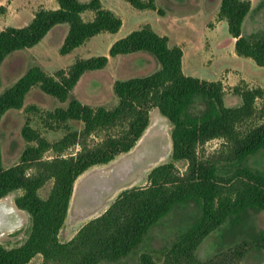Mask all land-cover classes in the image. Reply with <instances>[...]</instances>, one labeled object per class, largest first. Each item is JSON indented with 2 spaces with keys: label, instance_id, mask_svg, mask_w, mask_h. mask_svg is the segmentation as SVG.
<instances>
[{
  "label": "trees",
  "instance_id": "trees-1",
  "mask_svg": "<svg viewBox=\"0 0 264 264\" xmlns=\"http://www.w3.org/2000/svg\"><path fill=\"white\" fill-rule=\"evenodd\" d=\"M55 1L56 9H36L27 25L0 30V87L4 60L36 45L54 26L68 24L62 55L101 32L116 33L122 26V19L104 8L100 0ZM125 1L139 10H157L155 0ZM250 9V0H221L217 17L227 21L228 31L235 38L236 55L264 67V37L242 34V23ZM87 10L94 12L90 21L82 18ZM136 52L152 54L160 68L145 76L115 80L116 106L94 107L72 98L67 107L46 112L44 125L54 129L73 120L81 122V129L66 126V133L50 142L25 123L21 135L27 145L20 160L9 167L2 164L0 147V199L21 191L13 202L30 219L21 244L11 248L0 244V264H27L36 255H41L40 264L119 261L142 244L152 227L183 204H192L197 210L188 227L160 260L144 252L139 264H225L232 256L240 257L242 252L237 249L232 253V249L219 251L206 261L196 256L203 239L226 223L223 234L242 236L248 246L264 253V230H247L250 213H264V87L235 86L233 93L241 103L226 106L223 83L185 75L182 48L169 45V38L156 33L149 24L114 41L108 56L77 58L53 74L38 65L30 66L0 93V121L8 110L21 109L34 87L64 102L85 72L104 68L109 57ZM196 98L202 102L198 111L193 110ZM29 108L37 110L34 105ZM152 108L158 109L171 126L170 161L153 167L145 186L121 191L69 241H60L58 234L78 177L132 150L149 126ZM215 139L221 141L219 148L205 155L203 146ZM72 147L78 149L67 153ZM48 151L54 153L50 158L45 157ZM180 161L185 162L183 172L176 166ZM50 180L48 195L41 197L39 190Z\"/></svg>",
  "mask_w": 264,
  "mask_h": 264
},
{
  "label": "rangeland",
  "instance_id": "rangeland-1",
  "mask_svg": "<svg viewBox=\"0 0 264 264\" xmlns=\"http://www.w3.org/2000/svg\"><path fill=\"white\" fill-rule=\"evenodd\" d=\"M53 1L56 4L55 0H0V30L8 26L27 25L36 9L41 6L49 8ZM100 2L122 19L123 25L119 34L126 36L132 30L149 24L156 33L169 36V45L179 44L184 52L183 73L208 81L220 80L225 89L223 100L226 106H238L241 103L240 97L233 93L235 86L264 87V67L258 66L251 58L238 56L234 52L233 37L228 31L227 21L220 20L215 13L218 0H155L156 8L160 12L153 9H136L125 0H100ZM215 25L216 30L212 33L210 28L212 29ZM67 31L68 24L56 25L33 47L19 50L14 53L16 55L8 56L1 66L0 93L10 87L30 66L38 65L46 73L53 74L61 68L66 69L77 58L108 56L109 47L114 42L109 45L115 36L114 33L102 32L85 41L71 53L62 55L60 48ZM242 34L247 38L264 37V0L252 2V7L242 23ZM133 55L135 57L121 55L112 58L110 64L104 68L85 72L81 81L64 102L34 87L26 96L23 107L8 110L0 121L3 166H12L20 160V155L27 145L21 135V129L25 123L37 130L48 141L55 142L66 133V126L71 130H79L82 124L79 121L70 120L57 128L49 129L45 127L43 120L46 112L57 107H67L72 98L94 107L113 108L118 102L112 87L115 80L145 76L160 68L156 58L148 52ZM241 77L244 80L240 79ZM33 105L37 107V110L29 108ZM201 107V99L196 98L193 110L198 111ZM170 129L168 120L160 114L158 109H153L150 113L146 136V138L149 137L147 148L151 156L145 159L140 168L122 173L118 178L119 184L114 186L113 190L111 186L114 182L111 184L110 180H106L103 184V186L106 184L103 190L95 185V179L99 178L98 176H109L124 158L133 156L138 151L133 150L129 155H123L113 163L89 169L77 181L71 207L61 231L63 239L68 232L78 230L81 225L102 213L121 191L131 187L145 186L150 170L170 161ZM220 142L218 139L207 142L203 146L204 154L211 155L219 148ZM77 149L78 147H72L67 153H73ZM53 154L52 151H48L45 157L50 158ZM176 166L183 172L185 162H177ZM28 172L31 173L32 170ZM88 181L91 188L84 190L82 185ZM51 186L52 180L39 190V195L46 197ZM20 193L21 191H16L0 199L12 205L16 211L15 218L5 217L8 221L0 224V244L7 248L18 246L25 240L30 224L27 215L19 211L13 202ZM196 213L197 210L192 204L176 206L149 230L142 244L134 252L119 261L101 264H139V256L144 252L151 254L155 260H160L165 249L182 230L188 227ZM2 214L0 209V216ZM250 214L247 230H264V213L251 212ZM227 227L228 223L212 231L203 239L196 250L197 258L206 261L219 251L229 252L232 249L229 252L232 253L233 249H237L242 252V255L237 258L232 256L225 264H264V253L248 246L243 242L242 236L231 238L226 233L223 234ZM41 260V256L37 255L27 264H40Z\"/></svg>",
  "mask_w": 264,
  "mask_h": 264
},
{
  "label": "crops",
  "instance_id": "crops-1",
  "mask_svg": "<svg viewBox=\"0 0 264 264\" xmlns=\"http://www.w3.org/2000/svg\"><path fill=\"white\" fill-rule=\"evenodd\" d=\"M205 1H207V0H205ZM220 1L221 0H218V2H217V4H216V15L218 14V10H219V5H220ZM254 0H250V2H251V7H252V2H253ZM26 2V1H25ZM25 2H23V3H25ZM82 2V1H81ZM102 4V3H101ZM25 6V5H24ZM23 6V9H25V7ZM102 6L104 7V8H106L103 4H102ZM42 8H45V9H56L57 7H58V4L56 3V4H54V1L51 3V7H45V6H41ZM107 9V8H106ZM110 10V9H109ZM112 11V10H111ZM113 12V11H112ZM34 13V12H33ZM32 13V14H33ZM114 13V12H113ZM115 14V13H114ZM33 17V16H32ZM93 17H94V12L93 11H91V10H87V11H85V12H83L82 13V18H83V20H85V21H90V20H92L93 19ZM220 22V21H219ZM59 25V24H58ZM122 25H123V21H122ZM55 27V26H54ZM216 25L214 26V27H212V29L210 28V31L213 33L215 30H216ZM121 28H122V26H121ZM120 28V29H121ZM120 29L118 30V32H116V33H114L115 34V36H114V38L112 39V41H110V43H109V45L113 42V41H116L117 39H119V38H121V37H123L124 35H121V34H119V31H120ZM102 33V32H101ZM168 38H169V36L168 35H166ZM169 40H170V38H169ZM233 42H235V38H233ZM176 45H178V46H180L179 44H176ZM181 47V46H180ZM182 48V47H181ZM182 51H183V48H182ZM17 52V51H16ZM235 52V51H234ZM15 53V52H14ZM11 54V55H16V54ZM71 53V52H70ZM139 52H136V53H131V54H125V55H123V56H126V57H135V55H133V54H138ZM183 55H184V52H183ZM119 56H121V55H117V56H114V57H110L109 58V61H108V64H110V62H111V60H112V58H117V57H119ZM137 56V55H136ZM183 57V56H182ZM107 64V65H108ZM83 76V75H82ZM82 76L80 77V79H79V81H78V83L81 81V78H82ZM240 79H243L244 80V78L243 77H241ZM77 83V84H78ZM77 84H76V86H77ZM75 86V87H76ZM248 87L249 88H251L252 86H249L248 85ZM155 110L156 108H152L151 110H150V113H151V111L152 110ZM148 129H149V126H148V128L146 129V131L144 132V134L142 135V137L138 140V142L136 143V145L133 147V149L132 150H130L129 152H127V153H124V154H121V155H119L116 159H114L112 162H110V163H113L114 161H116L117 159H120L121 157H123V155L125 156V155H129V153H131L133 150H138L137 151V153H135V155H133V156H130V157H128V158H124V160H122V162L120 163V164H118L117 166H116V169L109 175V176H102V175H100V176H98L99 178H96L95 179V185H96V187L98 188V189H104L105 188V186H106V184H105V186H103V184L104 183H106V180H110V183L112 184L113 182H114V184H113V186H111V190H113V188H114V186H116V185H118L119 184V177L121 176V174L122 173H126V172H130V171H134V170H137L138 168H140L143 164H144V161H145V159L147 158V157H149V156H151V153H150V151L148 150V148H147V146H148V142H149V137L148 138H146V136H147V131H148ZM148 139V140H147ZM146 141V142H145ZM110 163H108V164H110ZM108 164H105V165H108ZM93 168V167H92ZM91 169V168H90ZM87 171H89V170H87ZM87 171L86 172H84L82 175H80L79 177H78V179L76 180V182H75V184H74V189H73V194H72V197H71V200H70V204H69V208H68V212H67V215H68V213H69V209H70V207H71V202H72V198H73V195H74V192H75V187H76V183H77V181L79 180V179H81V177H83V175H85V173H87ZM82 187H83V189L84 190H88L89 188H91L90 187V184H89V181L88 182H84L83 183V185H82ZM115 190V189H114ZM106 209V208H105ZM104 209V210H105ZM19 210V209H18ZM103 210V211H104ZM19 211H21V212H23V213H25L26 215H27V217H28V219H29V215L25 212V211H22V210H19ZM102 211V212H103ZM101 214V213H100ZM66 218H67V216H66ZM66 220V219H65ZM65 222V221H64ZM29 223H30V219H29ZM85 224V223H84ZM64 225V224H63ZM82 226V225H81ZM80 226V227H81ZM63 227V226H62ZM79 227V228H80ZM78 228V229H79ZM61 231H62V228L60 229V231H59V234H58V237H59V240L60 241H62V242H66V241H69L73 236H74V234L77 232V230L76 231H74V232H68L67 234H66V238L65 239H63L62 238V236H61ZM37 256V255H36ZM35 256V257H36ZM41 256V255H40ZM34 258V257H33ZM32 258V259H33ZM31 259V260H32ZM30 260V261H31ZM29 263V262H28Z\"/></svg>",
  "mask_w": 264,
  "mask_h": 264
},
{
  "label": "bare ground",
  "instance_id": "bare-ground-1",
  "mask_svg": "<svg viewBox=\"0 0 264 264\" xmlns=\"http://www.w3.org/2000/svg\"><path fill=\"white\" fill-rule=\"evenodd\" d=\"M0 209L3 212V214L0 216V224H2L4 221H8V220H5V217H10V218L12 217V219L16 217V211L13 208V206L10 204H7L5 201H0Z\"/></svg>",
  "mask_w": 264,
  "mask_h": 264
}]
</instances>
